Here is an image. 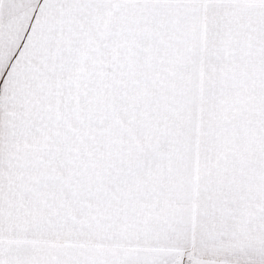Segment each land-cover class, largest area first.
Returning a JSON list of instances; mask_svg holds the SVG:
<instances>
[{"label": "snow or ice", "instance_id": "6c2138e0", "mask_svg": "<svg viewBox=\"0 0 264 264\" xmlns=\"http://www.w3.org/2000/svg\"><path fill=\"white\" fill-rule=\"evenodd\" d=\"M0 264H264V0H0Z\"/></svg>", "mask_w": 264, "mask_h": 264}]
</instances>
